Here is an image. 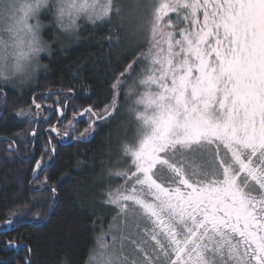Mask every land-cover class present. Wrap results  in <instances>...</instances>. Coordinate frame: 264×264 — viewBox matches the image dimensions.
<instances>
[{
	"label": "snow or ice",
	"instance_id": "1",
	"mask_svg": "<svg viewBox=\"0 0 264 264\" xmlns=\"http://www.w3.org/2000/svg\"><path fill=\"white\" fill-rule=\"evenodd\" d=\"M113 17L149 51L116 77L112 103L102 114L92 107L78 113L101 121L119 114L115 98L126 86L127 113L134 117L125 122L133 140L123 146L134 170L110 172L123 183L104 200L124 226L117 225L111 245L101 231L85 264H264V0H116ZM89 120L91 128L95 121ZM51 131L60 136L56 127ZM49 144L33 168L34 180L44 173L42 186L55 166L57 145L51 138ZM208 154L218 167L197 163ZM51 192L55 199V184ZM140 214L151 224L144 230L155 244L151 255L141 246L148 240L138 232L132 239L129 231L130 223L139 228ZM30 215L13 211L20 218L5 223L19 227ZM33 218L40 220V213ZM7 245L18 247L14 240Z\"/></svg>",
	"mask_w": 264,
	"mask_h": 264
},
{
	"label": "trees",
	"instance_id": "2",
	"mask_svg": "<svg viewBox=\"0 0 264 264\" xmlns=\"http://www.w3.org/2000/svg\"><path fill=\"white\" fill-rule=\"evenodd\" d=\"M148 51L147 42L138 43L136 37L125 36L114 22L85 26L80 40L72 46L53 45L52 55L45 58L48 68L35 85L22 91L0 87V230L6 228L8 219L15 222L20 218L12 217L13 211L32 214L19 227L0 234V264H26V257L27 264H85L97 236L114 218L113 209L104 203L106 181L114 177L110 172L130 162V157L123 156L124 144L133 140L131 129L125 132V122L134 117L127 113L131 101L124 100L126 86L115 98L119 114L113 111L101 121L90 113L83 117L78 113L92 107L102 114L112 103L111 84L116 77ZM139 78L142 73L138 71L133 79L138 82ZM69 87L72 93L67 91ZM58 92L63 95H55ZM76 93H80L79 102L64 107V101ZM33 100L41 103V110L35 108ZM64 109L73 121L71 142L58 147L55 166L42 186L44 174L34 180L33 168L42 153L48 155L46 148L50 152L45 133L53 123L50 115L60 116ZM21 111L28 116L17 117ZM89 117L95 121L91 128ZM85 128L86 138L80 136ZM8 143L15 146L16 153L9 152ZM33 155L35 159L29 160ZM53 184L57 186L55 199ZM37 212L40 220L33 218ZM12 240L17 245L27 244L31 251H11L7 241Z\"/></svg>",
	"mask_w": 264,
	"mask_h": 264
},
{
	"label": "clouds",
	"instance_id": "3",
	"mask_svg": "<svg viewBox=\"0 0 264 264\" xmlns=\"http://www.w3.org/2000/svg\"><path fill=\"white\" fill-rule=\"evenodd\" d=\"M115 3L0 0V87L22 91L35 85L48 68L45 58L52 55L53 45L64 48L78 42L86 25L95 26L112 18Z\"/></svg>",
	"mask_w": 264,
	"mask_h": 264
},
{
	"label": "rangeland",
	"instance_id": "4",
	"mask_svg": "<svg viewBox=\"0 0 264 264\" xmlns=\"http://www.w3.org/2000/svg\"><path fill=\"white\" fill-rule=\"evenodd\" d=\"M126 2H127V0H126ZM43 18L44 19H47L48 17H47V15H45ZM112 22H114L117 25L119 31L124 32L122 29L119 28V23H120L119 20H117V19H115L113 17L112 18ZM86 26H89V25H86ZM49 32H50V30H48V32H46V33L49 34ZM124 35L126 36L127 34H125V32H124ZM128 35L132 36L130 33H128ZM220 156L221 157L224 156V150H223V148H221V150H220ZM197 163L198 164H201V165H203L205 167H209L210 168L213 165H216L218 167L219 161L215 158V156L213 154H208L204 159L198 160ZM123 167L124 168L131 167L132 170H134V166H131V158H130L129 164L128 165H125ZM119 168L120 167H118V169H115L113 172H115L116 170H119ZM122 183H123V178L114 176L112 180H107L106 181L107 189L105 190V192H107L110 188H116V187L120 186ZM129 183H131V182H129ZM109 206H111V208L114 211V216L113 217H116L117 216V210L115 209V207L113 205H110L109 204ZM138 220H139V228H137L134 223H130L129 226H128L129 227V231L131 233H133L132 239H136L137 238L134 234L138 232L140 234V236H142L144 239H147L148 240V244H142L141 246L145 249V251H148L149 254L151 255L152 254L151 249L155 247V244L144 233L145 228L150 229V227L147 224L146 218H144L142 214H140V216L138 217ZM118 224H119L120 227H123L124 226L123 223L120 222V218L119 217H117L116 220L113 219L112 222L109 224V225H113V228H112V231L111 232L109 231V226L107 227V229L101 230L104 233H106V235L104 236V241L106 243H108L109 245L112 244V234L117 231V225ZM100 234H101V232L99 233V235ZM161 239H162V237H161ZM126 244H127V247L128 248H132V249L135 248V245H132L130 242H127L126 241ZM96 246H97V241L95 243L94 248H96ZM137 255L138 256H142V253H137Z\"/></svg>",
	"mask_w": 264,
	"mask_h": 264
},
{
	"label": "flooded vegetation",
	"instance_id": "5",
	"mask_svg": "<svg viewBox=\"0 0 264 264\" xmlns=\"http://www.w3.org/2000/svg\"><path fill=\"white\" fill-rule=\"evenodd\" d=\"M1 92V91H0ZM56 109H58V111H61V110H59L60 108H56ZM63 113H64V115L63 116H59L58 114L57 115H55L54 113H52L51 115H50V117H52L53 116V119H52V125H50V126H48V127H46V129H45V133H46V135H47V141L49 140V138H51V140H52V144H56L57 145V149H58V147H61V146H63V145H70V142H71V136H72V132H71V125H69L68 124V113H67V110L66 109H64V111H63ZM50 119V118H49ZM44 126V125H43ZM56 127L57 129H59V132H60V136L58 137L57 136V133H54V132H52L51 131V128L52 127ZM67 130V132H68V136L65 138V137H63V134H64V132ZM36 136H37V134H35ZM48 144H49V142H48ZM7 146H8V149L10 150L9 152H17L16 151V149H15V146L14 145H12V144H10V143H8L7 144ZM49 148L51 149V145L49 144ZM47 156V155H46ZM45 156V157H46ZM35 157V155H33V157H32V159H31V157H30V159L29 160H33V159H35L34 158ZM56 158H57V156H56V154H55V156H54V160H55V162H56ZM41 159V158H40ZM35 166V165H34ZM44 173H40V175H39V179L42 177V175H43ZM32 177H33V175H32ZM147 220V219H146ZM147 224H148V226L151 228V224H150V222L149 221H147Z\"/></svg>",
	"mask_w": 264,
	"mask_h": 264
},
{
	"label": "water",
	"instance_id": "6",
	"mask_svg": "<svg viewBox=\"0 0 264 264\" xmlns=\"http://www.w3.org/2000/svg\"><path fill=\"white\" fill-rule=\"evenodd\" d=\"M49 96H50V94H49ZM49 96H47V99H48V97ZM87 113H85L84 114V116L86 115ZM83 117V116H82ZM39 171V170H38ZM11 230V227L10 226H7L6 225V228L5 229H1L0 230V234L1 233H6V232H9ZM18 247L17 248H13V247H10V250L12 251V250H14V251H16L17 253L18 252H20V251H23V249H26V250H28L29 249V246L27 245V244H22V245H17ZM29 251V250H28ZM30 264V263H29Z\"/></svg>",
	"mask_w": 264,
	"mask_h": 264
}]
</instances>
